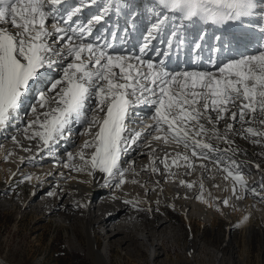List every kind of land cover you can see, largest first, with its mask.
Here are the masks:
<instances>
[{"label":"snow or ice","instance_id":"1","mask_svg":"<svg viewBox=\"0 0 264 264\" xmlns=\"http://www.w3.org/2000/svg\"><path fill=\"white\" fill-rule=\"evenodd\" d=\"M149 3L147 11L154 20L140 48L141 55L127 56L109 51L110 44L101 46L87 40L92 35L93 25L103 21L110 12L119 15L127 10V15H138L136 8L125 0H104L103 5L99 0L76 3L0 0V127L15 118L22 97L42 71L55 65L61 70L59 78L49 81L37 94L39 108L48 110L41 111L28 123L25 132L33 131L27 138H39L51 155V144L70 135L73 123L82 124L84 131L80 135L90 139L84 140L75 154L68 153L69 161L78 159L80 163L65 164V167L86 172L91 177L99 173L107 187L121 188L128 182L129 173L133 176L131 182H138L134 178L139 175L133 167L135 161L125 168L122 157L147 136L190 150L191 157L177 152L172 158L173 166H181L178 160H183L188 169L195 168L191 158L209 160L213 152L235 154L237 150L231 147L235 141L230 134L244 139L256 137L253 143L264 144V0H149ZM94 5L98 6V12L82 23L79 14L85 7ZM170 21L173 25L170 36L180 44L184 41L179 29L185 22L224 25L231 21L240 22L243 27L227 41L222 36L216 37L221 47L232 43L250 44L253 38L244 27L258 31V47L254 54H242L220 66L214 65L216 71H173L163 61L143 56L148 42ZM172 39L168 40L169 47ZM195 47L199 49L201 45L197 43ZM52 104L55 107H50ZM140 105L150 106L153 114L151 123L136 130L128 124L134 109ZM32 112L37 113L36 106L32 107ZM226 119L231 122H226L221 132L218 125ZM236 123L239 129L234 128ZM12 139L16 141L15 137ZM213 140L229 147L222 149L214 145ZM145 146L151 148L150 143ZM24 150L31 151L30 148ZM86 150H91L90 156ZM168 159L166 153L161 163L170 171ZM150 161L155 164L151 154ZM213 162L226 173L225 179L231 178L245 193L251 191L259 195L255 188L248 187L235 161L227 164L215 159ZM148 167L142 170L147 171ZM201 167L207 168V165ZM151 171L156 173L158 169L151 167ZM25 179L31 181L33 177ZM180 184L193 187L184 180H180ZM235 184L233 195H236ZM200 187L203 190V184ZM47 194L55 195L52 191ZM198 198L203 200V195ZM236 198L242 197L236 195ZM222 203L228 206L229 201L224 199Z\"/></svg>","mask_w":264,"mask_h":264},{"label":"rangeland","instance_id":"2","mask_svg":"<svg viewBox=\"0 0 264 264\" xmlns=\"http://www.w3.org/2000/svg\"><path fill=\"white\" fill-rule=\"evenodd\" d=\"M46 72L52 77L51 80L59 78V75L61 74V70L55 65L53 68L46 70ZM49 81H47L46 85ZM38 85L39 84L37 83L36 86ZM24 103L26 104H24L23 108L15 114V118H19L13 119L14 123L12 122V125H14L13 128L18 129L19 132L22 131V133L12 136L16 138L15 142L12 137L4 142V145L7 144L8 148L14 150L13 155H9V152H2L0 150V172L2 173V177L0 178V257L3 258L5 264H93L87 255L86 247L84 245L82 250L73 249L65 232L53 223L54 221L52 220L55 218L52 220H50V218H47V220L44 218L43 215H45L44 213L46 210L45 206L53 201L52 196H49L47 193L49 191L54 192L53 189H49L44 197L39 196L33 198L28 189V185L22 181L24 178L14 181L16 174L24 171L29 174H38L43 170L48 173V177H51L54 173L55 176H66L70 172L69 168L65 167V164H68L65 160L66 157L63 158V153L57 154V151L52 153V158L47 160L45 164L38 161L37 165H35V162L31 161V159L34 158L31 153L34 152L36 147H40L42 142L35 143L34 139H28V134L25 133L27 135H24L25 128L22 126L27 127L28 123L34 120L36 115L41 111L37 109V113L34 114L32 112L33 106L38 108L36 94L30 101H24ZM50 107H55V104L50 105ZM40 119L43 120L44 117L41 116ZM18 122H23V125L19 126ZM16 125L19 127L16 128ZM253 126L255 127V125ZM79 127L81 129L77 133L78 138L81 136L80 133L84 131V126L82 124H80ZM141 128L142 127H140V129ZM30 132L31 131L29 130L28 133ZM67 137L71 138L70 135ZM85 137L86 136H83L82 139H85ZM37 140L39 141V139ZM80 140L81 137L77 140L78 143H76L75 147L78 146ZM254 146L257 148V156L261 163L259 162L254 165V163H251L248 160H242L241 158L238 159V161H240L241 164L244 163L243 165L246 164V166L250 168L247 177L248 179L254 178L257 181L259 187L256 191L259 195L252 194V196H248L244 195V193L243 195L239 194V188L236 187V191H238L236 194L242 198L239 199L238 203H235L234 200H232V202H229L228 206H225L222 201L227 199L226 196L217 195L216 197L213 193L211 195L216 206L214 208L215 211L218 207L216 212H212L213 210L201 206V203L197 201V197L189 199L190 202L188 199L186 200L184 195L182 197L180 194L181 191H176L179 180L175 179L172 175H169V178H166L161 183H158L159 181L155 180L156 187L161 194L167 195L165 204L163 203L162 205L164 206V213L157 212V215H159V221L170 222L167 223L164 228L154 232L153 227L158 223L157 221H152L151 217L147 216V213L145 212V206H141V209L138 211L136 210V219L138 222L136 225L144 224L143 228L140 230L145 236L154 235L156 240L160 239V241L158 240V243L159 246H162L163 250L160 259L161 264H180L181 261L177 262L178 260H190L189 252L191 251L194 258H192L190 262H193V264H264V187L261 186L264 185V171L261 172V168L257 167V165H260L264 168V144L254 143ZM26 148H30L31 151H25L24 149ZM153 148L154 147H148V149L144 150L141 143L140 150L143 152L146 151L145 158H147ZM253 151H255V149ZM28 152L30 153L29 157L27 156ZM184 153L187 152L185 151ZM48 154L49 152L47 155ZM21 158H23V162H21ZM44 160H46V158ZM227 164H231V162L228 163L227 161ZM13 165H17V167L14 170V173L10 175L12 168H14ZM239 170L242 172L245 171V169ZM195 173L191 171L187 176L180 180L185 181L186 179H189V177L195 176ZM184 174L185 172L179 175L184 176ZM225 182L226 181H222L219 184H215V187L217 188L210 184H207L205 187L208 191H216L219 187L217 192L222 193L223 191L221 190L223 187L227 190V186H229L227 182ZM155 183L152 181L151 183L144 181L142 184L137 182L140 186L138 189L135 185L130 186L124 184L122 187L124 190L126 188L127 192H121H123V194H129L128 191L130 194L134 192V196L142 198L144 203L147 204L148 195L153 194L148 192L149 188H146L145 185H154ZM166 186L169 188H166ZM101 191V196L103 198L115 195L118 192H115L114 187H109L107 189L104 188ZM94 194H92L91 200L95 203L94 206H96V208H92V211L95 212L98 208L100 210L101 206L100 202L96 201L99 196L96 197ZM173 196L175 200L189 202L195 206L199 204L204 210L203 221L207 218H209V221L203 222V226L200 227L195 224L192 235L189 234L188 231L190 229H187L184 225V222L187 223V213L183 214L180 210V206H175L170 200H168L170 199L169 197ZM234 205L238 206L237 210H235L236 208ZM153 206L154 209L157 208L156 204ZM229 210H232V214H230ZM195 212L194 215L198 218L199 215L197 212L195 214ZM54 213V217L61 215L58 208H55ZM247 213H252V221L256 226L251 233H248V231L245 232L243 227L239 226L242 215L245 216ZM75 218H80V216L76 215ZM120 220L121 219L116 220V225L123 224ZM71 222H73V220ZM123 225H125V222ZM141 231L138 232L142 233ZM203 233L205 234L204 241L200 240L198 237ZM195 236H197L196 239L193 238ZM103 245V238H101L97 243V248L101 249ZM133 247V245L126 243V246L121 244L119 248V245L117 246V243L113 241L110 248L111 264H150L146 251H143L142 249L143 252H141L143 255H141V257L137 254H128L133 251ZM132 253H134V251Z\"/></svg>","mask_w":264,"mask_h":264},{"label":"bare ground","instance_id":"3","mask_svg":"<svg viewBox=\"0 0 264 264\" xmlns=\"http://www.w3.org/2000/svg\"><path fill=\"white\" fill-rule=\"evenodd\" d=\"M99 1H100L99 4L103 5L104 0H99ZM126 1H130L128 3H130L133 7L140 8L139 10L136 9V12H139V13L143 12L145 5L150 4L149 0H139L137 2H135V0H125V2ZM126 12L127 10H123L119 15L125 16L127 15ZM108 15L114 18H117L119 16L114 11L110 12ZM51 78L52 77L49 76L46 70L42 71V74L37 80V82L30 85L31 92H30L29 99L25 100V96H24L20 102V105L18 108L19 110L17 111L19 112L23 108L24 104H26L24 103V101L28 102L31 100L33 96L35 97V94L37 95L38 92L45 87L47 81L51 80ZM37 83L39 84V86L37 87L38 90L35 87ZM37 109L39 111L48 110V109H40L39 106ZM87 114L89 115L90 113H87ZM152 114H153V109L150 106L140 105L134 109V114L131 116V122L128 124V126L130 128H138L136 130H140V127L144 128L147 124L151 123ZM12 122H13V119L10 120V123H8L7 128L5 130H0V150L2 152L4 151V152L12 153L13 155L14 150L12 148H8L7 144L4 145V142L5 140L11 138L14 135L21 134L22 131L19 132L18 129H14L13 128L14 125L11 126V124L14 123ZM226 122H231V121H227V119L225 121H220L218 127L221 132H224V125ZM18 125L22 126L23 122H18ZM18 125H16L15 127L18 128L19 127ZM79 125L80 123L72 124L71 133H70L71 138H67L66 142L60 141L59 143L53 142L54 144L53 143L51 144L52 153L54 151H57L56 152L57 154L63 153V158L66 157L65 160L68 162V164H73V163L79 164L80 163L78 159L74 161H69L68 153L71 152L75 154L78 151L79 147L83 144L84 140H86V138L90 139V137L88 136H86L85 139H82L83 136L81 135L80 136L81 140L78 146L75 147L76 143H78L77 140L80 138V137L78 138L77 136V133L81 129ZM22 127L26 128L25 126H22ZM234 127H236L235 129H239L240 128L239 123L234 124ZM29 130L33 131V129H29ZM25 133L26 132H24V135L26 136L27 134L30 135L31 132L27 134ZM230 138L235 141V143L231 145L232 148L237 150L235 154H233L232 152H228V153L213 152L210 154L211 159L209 160L191 158V160L195 164L194 169H188L186 166H184L186 164L185 161L178 160L179 164L182 166V169L178 168L180 170L177 171V169L174 168L173 171L169 173V170L167 169L168 171H166L164 164L161 163L164 156L160 155V148L158 150L156 149L154 153L152 152V150L150 152L151 158L155 160V164L152 165L150 161V156L145 158V152L140 150L141 144L138 146H133L131 149H129L128 153L123 158L122 166L127 168L129 164H131L132 161L134 160L135 163L133 167L135 168L136 172L139 173V175L135 176L134 178L138 181V183H141V184L144 181L145 182L148 181L150 183L152 181L155 183V180H158L159 181L158 183H161L166 178H169V175H172V173H175V175H172V176L175 179L179 180L176 191L177 192L181 191L180 194L182 197L184 195L186 200L188 199V201L189 199L193 197L194 198L197 197V201L201 203V206L213 210L212 212H216L218 207L215 211L214 208L216 206H215L214 201L212 200L211 194L214 193L216 197L217 195H225L229 202L230 201L232 202V200H234L235 203H238L239 199L236 198L237 194L235 196L233 195V185L235 184V182L231 178L229 179L224 178L226 176V173L222 171L221 169H219L218 167H216V165L213 162L215 159H220L222 163H227V161L228 163L229 162L232 163V161H235L236 165L239 166V169H245V171L243 172L241 171V172L244 175V178L247 182L248 187L250 189L255 188L256 190L259 187L257 181L254 178L248 179L247 177V174H249L248 172L250 171V168L247 167L246 164L243 165L244 163L241 164V162L238 161V159L241 158L242 160H248L249 162L254 163V165L260 162V159L257 156V153H258L257 148L254 146V143L252 142L253 139H257V138L244 139L240 135H237V134H230ZM37 139L39 138L34 139L35 143L42 142L40 139L39 141ZM146 139H147V142L148 140L150 141L151 147H154L153 149H155V147L156 148L160 147V145L158 144V141L156 140L152 141L154 140L152 139V136H147ZM144 141L145 140L141 142L142 147L144 144H147V142H144ZM212 143L214 145H218L222 149L229 147V145L223 142L215 141V140H213ZM172 148L174 150L176 149V147H172ZM180 148L182 149L175 150V155L173 154L172 156L169 157L167 163L170 165V167H172V158L176 156V153L177 152L182 153L183 151H186L185 149H183L182 146H180ZM143 149L146 150L148 149V147L144 145ZM254 149L255 151H253ZM187 151H188V155L191 157L190 150H187ZM48 152L49 150L46 148H43L42 145L40 147H36L34 152L31 153V155L34 157L33 159H31V161L35 162V165H37L38 161H40L41 163L43 162V164H45L47 160L52 158V155H53V154L47 155ZM90 152L91 150H86V154L89 156H90ZM29 155L30 153L28 152L27 156L29 157ZM45 158L46 160H44ZM202 164L207 165V168H202L201 167ZM145 166H149L147 171L142 170ZM13 167L14 168H12L10 175L14 173V170L16 169L17 165H13ZM151 167H156L158 171L156 173H153L151 171ZM259 167L261 168L260 171L263 172L264 168H262V166L260 165ZM68 168L70 172L66 176H61V177L55 176V173L52 174L51 177H48V173L43 170L38 174H29L25 171L18 172L14 178L15 179L14 181L24 178L22 181L28 185V189L30 193L32 194L33 198H37L39 196L44 197V195L48 192L49 189H53L55 195L52 196L53 201L51 203H48L45 206L46 210L44 213L45 215H43L44 218L46 220L47 218H50V220L55 218L52 220L54 221L53 223H55L59 228H61L65 232V234L69 238L70 245L73 249L82 250L83 245H84L86 247L87 255L89 256L93 264H111V249L110 248H111V243L113 241L117 243V246L119 245V248L121 244H123V246L124 245L126 246V243L133 245L134 253H132L133 252L132 251L128 254H137L138 256L141 257V255H143L142 252L146 251V254L148 256V261L150 264H161L160 259H161V255L163 254L162 253L163 250H162V246H159V243H158V240L160 241V239L156 240L154 238V235L145 236L144 233L140 230L141 228H143L144 224L136 225L138 224L137 219H136L137 218L136 210L138 211L139 209H141V206H145V209H146L145 212L147 213V216L151 217L152 221H157L158 224L154 225L153 227L154 232H157V230L159 231L160 229L164 228V226L170 222V221H167V222L159 221V215H157V212L164 213V209H163L164 206L162 205L163 203L165 204L167 195L161 194L159 189L156 187V183L154 185L152 184L145 185L146 188L147 187L149 188L148 192H151V194H153V195H148L147 197L148 200L146 202L147 204L144 203L142 198L134 196V192L130 194V192L128 191L129 194L127 193L123 194V192L121 191H124V192H127V191H126V188L124 190L122 186L119 189L115 188V192L118 191L115 195H110L107 198H103L101 196V192H102L101 190H103L104 188L107 189L109 187L105 186L103 180L101 179V174L97 173L95 174L94 177H91V176H88L86 172L81 173V172L74 171L70 167ZM191 171H193L194 173L196 172L195 173L196 177L195 176L189 177V179H186L185 182L186 184L187 183L193 184V187L188 188L186 185L181 186L180 179L187 176V174H189ZM183 172H185L184 176L179 175V173L183 174ZM251 174H252V170H251ZM26 176H31L33 177V179L31 181H28L25 179ZM200 176H201V179H200ZM1 177H2V173L0 172V178ZM132 179H133V176L131 175V173H129L128 182H126L125 184L130 185V186L135 185L137 189L140 188V186L137 183L131 182ZM222 181L223 182L226 181L227 184L229 185L227 186L228 188L227 190H225V188L223 187V189L221 190L223 191L222 193L217 192L219 187L216 191H211L210 189H209L210 191H208V189H206L205 187L207 184L214 185L215 187V184H219ZM201 183L204 184V188H203L204 191L201 190V187H200ZM235 187L239 188V194L243 195L244 193V195L252 196L251 191L245 193L238 184H235ZM166 188H169V187L166 186ZM92 194H94V196L96 197L99 196L96 201L100 202V206H101L100 210L98 208L95 212L92 211V208H96V206H94L95 203H93V201L91 200ZM201 195H203V200L198 198ZM169 198L170 199L168 200H170V202H172L175 206H180V210L183 214L187 213L186 215L187 223L184 222V225L186 226L187 229H190L188 231L189 234L192 235V231L194 229L195 224L200 227V226H203V222L209 221V218L203 221L204 210H203V207H200L199 204L195 206L189 203L190 201L185 202L181 200H175L174 196L169 197ZM125 200H130V201H133L134 203L132 204L125 203L124 202ZM204 201H207V203H205ZM78 204H83L84 206L79 207L77 206ZM154 204L157 205L156 209H154V206H153ZM234 206L236 208L234 209L237 210L238 206L237 205H234ZM55 208H58V210L61 212V215L54 217ZM195 211L199 215L198 218L196 217V215H194ZM231 211L229 210L230 214H232ZM76 215H79L80 218H75ZM245 217H248V219L245 220L244 219ZM252 218H253L252 213H247L245 214V216L242 215L239 226L243 227L245 232L248 231V233H251L255 229L256 226L253 224ZM117 219H121L120 222L123 224L125 222V225L123 224L116 225ZM72 220L73 222H71ZM138 231H141L142 233H139ZM198 237L200 240L204 241L205 234L203 233ZM101 238H103L104 245L101 249H98L97 243ZM193 238L196 239L197 236ZM191 252H189V257L192 259L194 257ZM190 260H186V261L178 260L177 262L181 261L180 264H193V262L191 263ZM3 263L5 264V261L3 260L2 257H0V264H3Z\"/></svg>","mask_w":264,"mask_h":264}]
</instances>
